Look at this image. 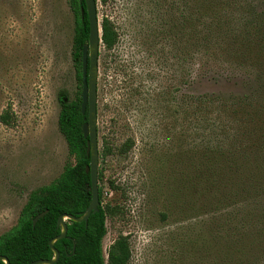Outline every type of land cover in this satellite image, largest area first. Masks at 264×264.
<instances>
[{"label":"rangeland","instance_id":"obj_1","mask_svg":"<svg viewBox=\"0 0 264 264\" xmlns=\"http://www.w3.org/2000/svg\"><path fill=\"white\" fill-rule=\"evenodd\" d=\"M226 3L223 17L248 36L233 42L223 19L219 49L188 73L190 0H96L98 22L107 17L118 34L98 57V186L111 213L104 259L125 236L127 264H264V0ZM71 34L68 0H0V114L12 121L0 123V234L71 161L56 124L57 93L77 92ZM155 44L173 66L158 65ZM175 82L181 93L213 95L224 130L214 134L201 115L186 130L173 125L154 93Z\"/></svg>","mask_w":264,"mask_h":264},{"label":"trees","instance_id":"obj_2","mask_svg":"<svg viewBox=\"0 0 264 264\" xmlns=\"http://www.w3.org/2000/svg\"><path fill=\"white\" fill-rule=\"evenodd\" d=\"M104 1L100 0L101 3ZM226 2L227 0H190L189 16L185 19L190 29L189 36L192 43L191 48L187 51V61L190 66L188 73L203 69L205 59L202 58L208 56L209 50L219 49L216 43V33L220 26L224 27L226 21L222 15L226 11ZM68 6L72 17L71 55L77 92L71 99H68L63 91L57 93L56 100L59 109L56 124L58 132L64 139L71 161L63 166L62 171L54 180L28 194L15 224L0 234V256L6 258L8 264H29L36 260H50L52 252L48 248V242L59 233V229L55 227L57 217L63 214L80 215L89 202V177L84 172V168L88 165V157L85 154L86 139L81 135V125L86 114L81 115L79 112L80 53L82 45L87 40V21L82 1L78 3V0H68ZM80 8L83 9L82 16H80ZM229 21H226L228 25L225 29L235 38L232 40L233 42L238 37L248 36L242 22L236 21V25L233 24L235 27L231 28L233 25L229 24ZM251 22L253 23V21ZM99 25L101 46L107 52L118 42V34L105 16L101 18ZM164 41L161 43L163 44ZM244 41H250L251 44L253 40L244 39ZM233 47L234 45H230L227 48L232 49ZM154 48L157 49L153 51L159 53L156 56V62L161 68L165 69L167 65L173 66L172 62L169 64L167 62L172 56L169 57L168 53L164 51L163 45L155 44ZM212 53L214 51H211L210 55ZM177 58L180 62V54ZM102 67L105 69L104 63H102ZM178 67L180 66L175 68ZM188 73L187 75H189ZM174 76L177 78L175 73ZM171 85V87L167 86V88L158 90L154 95H159V99L155 102L161 109L167 108L169 105V116L172 118L173 125L183 126V130H186L185 127H188L190 123L189 119L193 124L198 121L196 116L201 115L203 124L214 134L224 130L225 127L221 125V128L215 120L219 116L220 110L212 108L211 102L215 98L213 95L185 94L181 93L180 86H176V82L175 86ZM137 88L130 87L129 90L135 95L138 94ZM212 115L213 119L210 118ZM0 123L4 126L12 125V121L5 111L0 114ZM131 144L130 140L125 141L117 152L127 151ZM109 153L110 149L104 145L100 156L105 157ZM100 178L101 171H97V211L88 216L85 224L84 222L65 221V237L55 240L52 244V247L58 252V258L54 264H127L130 254L125 236L115 238L105 252L106 258L103 257L101 241L105 235L104 220L111 213L109 207L106 204L102 205L101 202V190L98 186ZM44 210L46 213L31 226L33 217ZM0 264L4 263L0 261Z\"/></svg>","mask_w":264,"mask_h":264},{"label":"water","instance_id":"obj_3","mask_svg":"<svg viewBox=\"0 0 264 264\" xmlns=\"http://www.w3.org/2000/svg\"><path fill=\"white\" fill-rule=\"evenodd\" d=\"M83 2L84 13L87 21V40L81 47L80 53V104L79 112L81 115L86 114L84 122L81 125V135L86 139L85 154L88 157V165L84 168V172L89 177V202L83 213L77 216L60 215L57 217L55 227L59 229V233L49 240L48 248L52 252L50 260H36L29 264H54L58 258V252L52 247L55 240L65 237L66 225L65 221L75 223L87 221L91 213L97 211L98 196H97V165H98V148H97V133H96V101H97V78H98V57L100 40V25L96 13V0H78V3ZM80 16L83 9L80 8ZM46 211H42L35 215L31 221V226L42 217ZM73 249V247H72ZM0 261L8 264L6 258L0 256Z\"/></svg>","mask_w":264,"mask_h":264}]
</instances>
